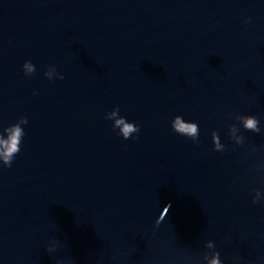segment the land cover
Wrapping results in <instances>:
<instances>
[{"label":"water","instance_id":"95a60500","mask_svg":"<svg viewBox=\"0 0 264 264\" xmlns=\"http://www.w3.org/2000/svg\"><path fill=\"white\" fill-rule=\"evenodd\" d=\"M17 124L0 264H264V0H0Z\"/></svg>","mask_w":264,"mask_h":264},{"label":"clouds","instance_id":"9594fccd","mask_svg":"<svg viewBox=\"0 0 264 264\" xmlns=\"http://www.w3.org/2000/svg\"><path fill=\"white\" fill-rule=\"evenodd\" d=\"M250 22V21H246ZM23 69L25 70V74H32L35 72V67L30 62H25L23 65ZM64 77L61 76L60 79ZM106 119L113 120V130L119 129L118 135L122 136L125 140L131 138L133 134L139 133V127L134 123L127 122L126 118L119 116V109L113 110L111 113L107 114ZM20 122L27 124L28 121L26 118L21 117ZM243 126L246 130L252 132H259L258 128V119L254 116H247L242 118ZM172 129L181 136L187 137L192 141L196 142L199 137V127L196 123L185 122L182 117L177 116L174 118L171 124ZM8 132V138L3 139L0 138V157L3 158L6 167H11L13 157L15 154H18L20 151L19 144L21 138L24 136V131L19 127V125H15L10 129H5ZM231 131H235V129H231ZM212 140L215 144V149L219 151L221 149V145L219 143V137L216 132H212L211 134ZM211 264H220V261L217 258H214L211 261Z\"/></svg>","mask_w":264,"mask_h":264}]
</instances>
